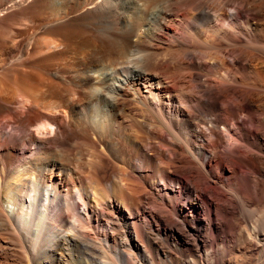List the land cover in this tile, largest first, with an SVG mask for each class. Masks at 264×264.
Segmentation results:
<instances>
[{"label": "rangeland", "instance_id": "obj_1", "mask_svg": "<svg viewBox=\"0 0 264 264\" xmlns=\"http://www.w3.org/2000/svg\"><path fill=\"white\" fill-rule=\"evenodd\" d=\"M42 3L37 5L42 7ZM33 4L26 1L0 12V21L14 14L4 21L1 33L17 46L13 43L10 50L5 48L6 40L0 37V70L14 67L13 78L31 69L33 63L41 61L43 65V58L53 50L43 45L34 53V43L26 44V33L39 25L28 21L37 16L28 20L23 16L27 13L23 9ZM163 6L161 20L151 26V32L139 25L134 29L139 32L142 53L156 59V66L146 71L159 76L170 87L169 92L161 91L157 101L138 96V102L132 97L135 86L123 84L114 94L117 113L121 110L115 119L126 120L125 125L133 119L141 122L140 127L125 131L133 136L130 141L109 132L98 135L87 123L85 131L96 145L94 151L81 139L65 147L80 153L77 165L67 166L77 179L70 182L71 174L67 181L71 188L72 183L80 187L85 201L96 209L94 215L93 209L84 210L79 202V213L94 219L95 230L108 229L109 238L117 240L116 247L95 246L66 253L56 245L67 232L57 236L56 229L49 233L46 246L27 247L20 232L0 228V264H57L52 254L62 256L61 264H264V150L245 135L264 126V0H165ZM42 14L45 12L39 16ZM80 14V10L64 14L70 22L66 21L68 35L74 38L85 30L77 42L89 39L104 57H113V50L108 51L112 44L109 35L92 34L98 30L96 23ZM117 19H113V31L122 25ZM42 29L38 28L37 36ZM130 35L127 31L123 38L130 39ZM56 60H47L46 68L39 66L43 69L41 85L47 89L48 80L63 82L67 90L75 91L70 94L75 111L87 118L97 97L88 100L83 93L87 84L79 81L72 68L59 70ZM83 65L74 69L84 70ZM145 87L137 84V92ZM68 93L63 94L67 97ZM166 123H171L170 132ZM195 143H201V153L194 150ZM143 152L154 161L143 158ZM98 178L104 183L101 193L108 194L102 197L105 200L93 191L99 187ZM59 209L53 206L49 213L55 225L61 217L72 216L68 207ZM85 224L81 229L95 234L94 228ZM252 227L257 229L256 238ZM129 229L138 231L139 250L128 245ZM138 251L148 261L140 260ZM120 252L124 258L118 259L115 255Z\"/></svg>", "mask_w": 264, "mask_h": 264}, {"label": "bare ground", "instance_id": "obj_2", "mask_svg": "<svg viewBox=\"0 0 264 264\" xmlns=\"http://www.w3.org/2000/svg\"><path fill=\"white\" fill-rule=\"evenodd\" d=\"M26 1L34 4L23 9V13L25 11L27 13L22 15L27 20L30 17L37 16L35 19L28 21L32 25L39 24L37 30L34 28L26 33V44L31 45L34 43V53L39 51L43 45L48 48L52 47L53 50L48 51V54L43 58V65L40 63L41 61L33 63L31 69L28 68L25 73L16 78H13V74L15 76L14 67L0 70V203H2L0 206V228H10L20 232L27 247H37L39 244L40 246H46L45 244H47L49 238L51 239L49 233L53 232L54 229L58 230L57 236L62 231H64L63 233L67 232L66 236L63 235V241H58L56 245L66 253L82 249L86 251V248L95 246L96 248L100 246L116 247L117 240H115V237L109 238L108 229L99 228L100 231L95 230L97 226L94 225V219L89 220V218L79 213V202L84 205V210L85 207L93 209L92 213L94 215L96 209L95 206H90L89 201H85L80 187L73 183L71 184L73 188L70 187L67 175L71 176L72 172L70 171L72 170H69L67 166H76L77 161L80 160V153L77 150L71 153L67 148L65 150V147H69L74 143L73 141L81 139L82 143L88 144L94 151L96 145L89 139L85 131L87 123L92 125L98 135L109 132V134L119 135L130 141L133 136L125 131L127 129L131 130L133 126L140 127L141 122L136 119H128L130 121L127 123L128 125H125L126 120L117 122L115 119L121 110L117 113L115 108L117 100L114 94L119 93L123 84L130 82L131 85L135 86L132 97L137 101L140 96L145 97L146 100L157 101L160 99L161 91L169 92L170 87L166 86L159 76L146 71L151 65L156 66V59L146 51V53H142L139 32L135 33L136 29H134V26L139 25L145 27L146 31L151 32V26L161 20L165 0H0V12H3L6 8H15L18 4L22 5ZM40 2H43L42 7L37 5ZM165 5L167 6V4ZM71 10H80L82 13L80 15L83 18L89 17L90 22L94 21L96 23L98 30L92 34L109 35L112 44L108 51L113 50V57H104L100 51L91 46L89 39L77 42L76 38L84 35L85 30H79L82 33L79 32L78 36H73L74 38L69 36L70 32L67 31L66 26L70 22L64 19V14ZM40 11L45 12V15L39 16ZM63 12L64 14H59ZM12 16L14 14H8L6 19L0 21V37L2 40H6L4 47L9 48V50L12 48L13 43L17 46V42L9 40L11 38L5 36V33H1V29L5 27L4 21ZM45 18L48 19L44 20ZM113 19H117L122 24L117 31L112 30ZM31 24L28 25L31 26ZM39 27H43V29L40 36H37ZM127 31L131 32L130 39L123 38V34ZM115 44H117V50L113 48ZM131 47H133V50ZM82 55H84V59L81 58ZM53 58L57 59L56 63L59 64L57 66L59 70H64L66 67L72 68L76 77H79V81L82 84H87L84 85L83 93H85L88 100L97 97L96 103H92V115L87 116L88 119L79 117L81 113L77 114L73 99L70 97V94L75 91L67 90L63 82L58 84L48 80L49 86L47 89L43 88L45 85H41L43 69L39 70V66L42 65L46 68L44 64L48 62L47 60H53ZM80 63L84 64V70L74 69ZM115 69L116 72L113 73ZM142 77H146L145 82L139 80ZM92 80L95 81L91 82ZM141 83L147 85V87L143 88L144 91L142 88H138L139 91L137 92V84ZM104 86H107V90L104 89L105 91L103 90ZM59 90H62L63 93L69 92V96L65 97L63 93H59ZM138 102L133 103L144 111ZM66 107L68 111H66ZM170 124H164L166 131H171ZM245 135L252 140V143L254 142L256 146L264 150L263 125L254 127ZM228 136L230 135L228 134ZM132 144L135 148L141 150L140 145L135 142H132ZM193 146L196 153L202 152L201 143H195ZM142 156L150 162L153 160V157L146 152H143ZM55 169L58 172H55ZM75 177L77 176L70 177V182L77 179ZM96 180H98L96 184L99 187H94V194L105 198L108 194H102L103 190L100 189L104 183L100 178ZM109 184L107 183L105 186L107 187ZM111 187L110 185L109 188L111 189ZM104 198L102 199L105 200ZM95 200L97 201V199ZM121 201L126 207L124 197ZM97 205L99 204L97 203ZM53 206L62 210L64 206L68 207L72 216L69 217L70 219L61 217L58 220L59 225H55L51 214H49ZM67 223L68 227L66 226ZM83 224L90 226L91 229L94 228L95 234L90 231V233L84 232L87 228L81 229L82 226L85 227ZM252 232L254 238H256L258 232L255 227H252ZM127 235L128 245L139 250L138 231L129 229ZM53 237L56 236L53 235ZM98 238L101 239L102 243L98 242ZM109 242L113 244H109ZM123 252L125 253V251ZM123 252L117 253L116 258H124ZM129 252L127 254L131 255ZM138 252L140 260L148 261L143 252ZM107 253L105 252L103 255L107 256ZM206 254H208L207 251ZM52 256L51 258L56 260L57 264H61L62 256L53 254ZM102 262L106 261L103 260Z\"/></svg>", "mask_w": 264, "mask_h": 264}]
</instances>
